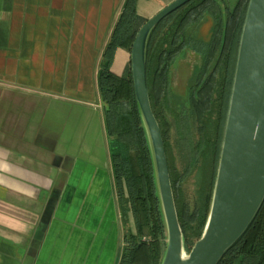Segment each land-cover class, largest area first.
I'll return each instance as SVG.
<instances>
[{
    "label": "crops",
    "instance_id": "obj_1",
    "mask_svg": "<svg viewBox=\"0 0 264 264\" xmlns=\"http://www.w3.org/2000/svg\"><path fill=\"white\" fill-rule=\"evenodd\" d=\"M124 1L0 0V264L119 262L98 74ZM130 59L118 49L112 71L125 75Z\"/></svg>",
    "mask_w": 264,
    "mask_h": 264
},
{
    "label": "trees",
    "instance_id": "obj_2",
    "mask_svg": "<svg viewBox=\"0 0 264 264\" xmlns=\"http://www.w3.org/2000/svg\"><path fill=\"white\" fill-rule=\"evenodd\" d=\"M139 0H125L103 52L98 86L110 143L117 199L124 226L118 264H162L167 227L149 138L140 114L131 70L112 71L118 49L130 54L148 19ZM250 0H192L165 18L152 32L147 49V86L164 139L179 222L190 253L202 237L211 210L225 136L238 52ZM211 24V37L197 36ZM188 52L200 59L184 98L175 94V68ZM174 150L184 161L179 170ZM205 174L196 202L183 185L195 171ZM219 264H264V204L239 241Z\"/></svg>",
    "mask_w": 264,
    "mask_h": 264
},
{
    "label": "water",
    "instance_id": "obj_3",
    "mask_svg": "<svg viewBox=\"0 0 264 264\" xmlns=\"http://www.w3.org/2000/svg\"><path fill=\"white\" fill-rule=\"evenodd\" d=\"M190 1L174 0L145 22L133 43L131 70L167 227L162 264H219L264 204V0L249 3L211 210L202 237L187 254L164 139L147 86V49L153 30Z\"/></svg>",
    "mask_w": 264,
    "mask_h": 264
},
{
    "label": "rangeland",
    "instance_id": "obj_4",
    "mask_svg": "<svg viewBox=\"0 0 264 264\" xmlns=\"http://www.w3.org/2000/svg\"><path fill=\"white\" fill-rule=\"evenodd\" d=\"M163 1L166 6L168 3L172 2L173 0H163ZM197 35H198L197 37L200 40L208 41L211 37V24L207 23L206 25H203ZM199 64H200L199 57L192 52H188L186 56L179 61L178 66L175 68L173 72V78H172L173 89L177 96L182 98L186 96L189 84H191L190 79L193 75L194 69ZM173 154L175 156L174 158L177 168L179 170L183 169L184 161L181 159L179 152L177 150H174ZM203 172L204 171L200 173L196 170L184 182L183 190L185 193V198L187 201L191 203V205H193L196 202L199 191L205 187L204 185L205 174H203Z\"/></svg>",
    "mask_w": 264,
    "mask_h": 264
}]
</instances>
